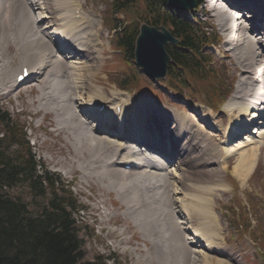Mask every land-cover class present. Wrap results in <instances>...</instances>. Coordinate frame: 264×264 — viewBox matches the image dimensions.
<instances>
[{
	"label": "bare ground",
	"instance_id": "1",
	"mask_svg": "<svg viewBox=\"0 0 264 264\" xmlns=\"http://www.w3.org/2000/svg\"><path fill=\"white\" fill-rule=\"evenodd\" d=\"M204 1L212 6L209 5L220 33L224 35L223 42L225 40V44L233 45L226 50L227 57L235 62L236 68H240L236 89L225 106L228 124L222 130V122L213 120L218 125L214 133L211 118H202L207 121L203 125H199L197 119L188 122L187 115H178L179 112L160 118L157 116L160 109H157L152 100L141 97L133 108L130 103L117 98V92L108 101L109 98L105 100L107 93H100L104 90L94 88L93 92L90 91V79L101 63L103 45L100 40V50L95 47L97 42L93 39L101 38V32L95 27L97 34H89V25H84L83 21V16L87 13L78 0H43V5L39 0H0V95L8 96L19 89L12 86L17 75H14L13 80L10 79V62L19 60L16 72L21 63H26L31 75L30 84H33L31 89L36 88L38 91L37 99L30 101L37 105L36 113L51 110L56 115V130L66 133L69 139L67 143L75 152L72 163L78 166V158H81L86 178L83 177L87 181H99L105 191L114 188L116 194L122 197L125 210L133 216L134 224L151 244V250L146 255L150 264H196L198 261L200 264H226L228 261H235L230 258L225 262L215 258L214 254L211 256L193 249L194 246L202 247L205 251L222 256L228 253L218 244L219 238H223L220 241L223 246L226 245L222 233L219 235L216 229L219 225L221 232L218 216H215L213 204L207 199L212 195L211 185H194L190 181L183 188L196 192L180 188L179 193L184 200L181 206H177L179 199L174 193L177 194L178 186L171 181L175 173L166 171L165 178L160 173L165 172L170 164L176 170L190 166L184 161L189 153L180 159L178 152L187 151L196 145L208 154L220 153L218 157L221 156L222 161L227 160L229 155H236L233 171L239 178H243L254 166L260 147L264 145L254 137L244 136L247 133L243 130L246 129L241 128L243 126L239 122L241 120L249 128L252 122L255 124L258 120L264 126V3L261 4L262 0L258 5L255 4L258 0H227L226 4H218V0ZM240 8L253 13L246 15L248 17L255 15L252 23L246 24L240 18L239 12H236ZM78 9L80 17L75 19ZM54 25L55 31L50 32ZM59 36H65V41H59ZM52 40L53 45L50 43ZM89 52L96 56L89 55ZM230 52L235 61L230 58ZM81 56L83 61H71ZM35 60L36 63H33ZM82 90H86V93ZM20 95L22 91L19 90L18 96ZM234 99L236 101H232ZM101 104L113 108L110 119L99 113L98 107ZM116 104H120L119 114L114 108ZM198 108L195 111L206 112L201 110L204 107ZM134 110H141V115H135ZM234 113H237L239 120L237 116L233 119ZM205 127L212 128V131H207ZM239 128L244 133V140L237 143L239 139L234 141L232 137L234 132L240 131ZM250 128L253 130L246 131L252 134L259 131L256 126ZM75 132L81 135H75ZM175 133L185 136L179 146L172 141ZM258 133L264 138V130ZM213 136L220 137L218 145L221 147L217 151ZM186 140H189L188 145ZM131 141L135 143L134 146L130 144ZM221 142H225L224 145ZM119 147L122 149L118 150ZM110 150L113 151L112 155ZM157 155L162 158L156 159L154 156ZM212 158L211 155L202 157L201 160L192 159L191 165L201 163L202 166H199L209 176ZM135 161L140 164L139 168L125 170L117 165L119 162L129 164ZM96 162L99 163L93 168ZM157 176L164 178L160 179L163 182L153 185L151 180L156 181ZM179 177L180 183H184V174ZM199 183L204 182L201 179ZM221 192H226V189ZM186 222L191 227H183ZM187 228L191 229L188 231L190 237L185 236ZM213 231L214 237L211 235Z\"/></svg>",
	"mask_w": 264,
	"mask_h": 264
},
{
	"label": "rangeland",
	"instance_id": "2",
	"mask_svg": "<svg viewBox=\"0 0 264 264\" xmlns=\"http://www.w3.org/2000/svg\"><path fill=\"white\" fill-rule=\"evenodd\" d=\"M78 1L81 2L85 13H87V15L84 14L83 21L84 25H89V34H91L92 32H96L94 29L95 27H97L99 32H101V38L98 39L97 37H94L93 39V41L97 42L95 47L97 48V50H100L101 43L103 45V50H101L100 54L102 56L101 63L98 66L93 77H91V79L90 77H88L92 85L90 91L93 92L94 88H98L99 91L104 90L100 93H107V97L105 100H108L109 98L108 101H110V99H112L117 92L114 89V82L116 84L118 83V81H122V79H124L125 72H123V68L127 66L124 64L123 54L113 46L115 42L116 30H114L112 24L117 23V20L115 19L116 12L112 9V0ZM203 1L201 6L192 13L195 16H199V18L202 19L201 21L205 25H209L208 32L211 33V39L214 46L210 45L208 47H203V49H206V51L212 54V56L214 57V61L216 62L215 64L220 66V68H218L215 65L220 70L221 79L224 80V84L227 87L230 88L233 85L231 93H234V89H236V83L240 74V68L235 67V62L231 61L227 57L228 54H223L224 51L226 52L228 46L231 45L225 44V40L223 42L224 35L220 33L221 30H219L220 28L218 27L215 17L213 16V10L210 8L211 4L209 3V6L208 4H206V1L205 3ZM240 1L245 2L247 0ZM39 2L41 3V5H43V0H39ZM217 3L226 4L228 2L227 0H218ZM72 4H74V2ZM204 11L206 12V14H203ZM38 12H40V10ZM139 12H141L140 9ZM121 16L124 17L123 15H120V17ZM124 20H126L127 25L134 27V22H138L140 18H136L131 22L127 19ZM118 25L121 24L118 23ZM54 27L55 25L50 32L55 31ZM95 34H97V32ZM216 36H220L221 38L218 40ZM44 38L46 39V37ZM50 43H52L53 45V40L50 41ZM59 47L61 46L59 45ZM92 54L89 52V55L96 56ZM230 58L234 60L231 57V52ZM77 60L83 61L84 58L81 56L74 58V60L71 59V61ZM17 61L19 60L15 59L10 62V68L12 71V76H10L11 80L13 79V74H16L15 68L18 67ZM33 63H36V60ZM77 63L79 65L82 64L79 62ZM128 63L132 66V63H130L129 61ZM35 67L37 66L35 65ZM137 69L138 68L133 64V68H130L131 71L133 70L131 74H137L139 78H141V80L146 84L150 83L151 86H153L152 88H154L158 93L162 94V96L155 92L151 87H148V85H143V89H141L142 86L140 88L137 87L135 91L130 90L129 93L125 92V90L127 89H122V91L126 93V95L123 94L125 96H123V98L122 96H120V93L117 92L119 95L117 96V98L125 101L126 103H130L133 108L137 106L136 101L141 97L147 100H152L154 98L153 101L155 102L157 109H160L158 113L156 112L157 116L160 118L170 117L171 115L177 114V112H179L178 115H187L186 118L188 119V122H192L194 121V119H197V123H199V125H203V123L207 122L202 118H208L209 120L211 118V121L216 119L219 120L218 122H222V124L226 123L227 113L225 110V106L228 104L230 97L232 96L231 94L228 96L224 104L221 105L218 111L207 110V108L205 107L207 104L206 93H203L202 95L204 96L201 97L196 95V93L195 95L191 94L189 89L185 88L183 90V94L187 96V99L183 98L184 100H180L179 98H175L171 93L166 92L165 89L168 88L164 86L163 80H151L147 78L141 71H139V69ZM32 85H29L30 89L33 87ZM29 88H26L25 91H22V95H20V97L18 96V91L16 90L14 92H11L8 96L0 95V107L5 108L9 111V114L12 116L14 122H17L18 124H26V134L28 136V139L30 140L32 151L34 152L36 160L40 161V166L38 168L39 171L42 172V170L45 168L50 171V173L52 172L54 174H57V176H59L62 180L64 188H66V186H69L74 196L78 199V202L84 206L83 209H81L77 214L74 215L75 218L81 222L80 224L85 226V229L83 228V245L81 248V252L84 254V259L91 260L97 255H106L108 253H113L115 255L116 264H150L148 263L146 255L148 251L151 250V244L144 236H142L139 227L134 224L133 216L128 214L125 210V206L122 203V197H119L118 194H116L117 191H115L114 188L113 190L111 189L110 191H105L101 187V182L95 181L93 179H89L87 181L85 179L86 176L83 174V171L85 169L81 165V158H78V166L72 163L75 152L67 143L69 139L67 138L65 132H59L58 130H56V115L51 112V110L46 111L47 113H44L42 111L36 113L37 105L35 103H31L30 101L32 99H37L38 91H36V88H33L31 89L32 91L29 92ZM116 90L118 89L116 88ZM82 91L86 93V90ZM84 96H86V94H84ZM189 98L191 100H189ZM232 101L236 100L234 99ZM237 102H239V100ZM198 107H204V109L202 108L201 110L206 112L203 113L201 111H195V109L199 110ZM140 111L141 110H138L136 112L134 110V114L140 116ZM196 113L199 117L196 116ZM235 117L238 118L237 120H239V116L237 115V113L233 114V119ZM39 121L41 122V126L37 125ZM239 122L243 126L241 128H244L246 130L252 131L253 129L250 128L252 126H256V129H259L258 132L264 130V126H261V124H259L260 121L258 120H256L255 124L254 122H252L249 128L246 126V124L242 123L241 120H239ZM204 129H206L207 131H212L210 127H205ZM258 132L256 134H252V132L246 131L245 133L247 134H244V136L248 135L250 137H254L256 140H260L259 142H263L264 144V138H262V135H259ZM75 135L81 134L75 132ZM107 136L110 137L109 135ZM244 136H242V139L240 138L241 140L239 139L237 143L243 141ZM184 138L185 136L175 133L172 136V141L176 146H179L183 143ZM213 138V142L217 145V151L221 147L220 145H218L220 144V140L214 136ZM189 140L185 141L186 145H188L187 143L189 142ZM234 141H237V139ZM232 142L233 141H231V143ZM130 144L134 146L135 143L131 141ZM232 144H234V142ZM232 144H230L229 146H232ZM260 148V153L254 161L255 167H252V169L246 174V176H244L245 178H239L233 171L234 164L237 161L236 155H229L226 158L227 160L222 161L221 166V163L217 161V159L219 158L218 155L220 153L213 152L211 154H208L206 151H202L201 148L196 145H194L187 151L178 152L180 159H182V157L189 153V156L186 157L184 161L187 165L190 166H183L181 167L183 169L177 168L176 170L174 168V165L170 164L169 167H166L165 172L160 173L164 178L166 175V171L169 173L173 171L175 173V177L172 176L171 181L174 182V185L178 186V189L176 190L177 194H180V188L186 190V188L183 187L186 184L191 183L190 181H192L194 185H211L212 187L213 196L211 195V198L214 202L210 203L213 204L212 207L214 208L215 216H218V218L220 219L219 224L221 227V232L219 230L220 228L218 227L219 225L216 227V229L218 230L219 235H221L222 233L223 237L225 238L226 245L223 246L222 241H220L223 238H219L220 240H217L219 243H217L221 248L224 247L223 249L228 253H225V256H222L216 253L205 251L202 247L194 246L193 249L198 250L197 252H204L207 255L211 256H213L214 254L215 258L218 257L217 259H222L225 262H227L230 258L235 259V261L231 260L226 264L261 263L264 251L262 249V246L254 241L253 237V234H258L259 236L262 230L264 231V145H261ZM110 152L111 154H109L112 155L113 151L110 150ZM159 154L161 155V153ZM211 155L213 157L211 160L213 164H211L210 166L211 175L207 176L203 172L204 169L200 167L202 166L201 163H198L194 166L191 165L192 159L201 160L202 157H208ZM84 156L82 158H84ZM154 157H157L156 159H158L159 157L162 158V156L158 155ZM98 163L99 162H96L93 166H91L95 168ZM219 167L224 169L220 170ZM214 172H216V174ZM150 173L152 174V172ZM183 174L185 176V182L180 183L179 176ZM229 175H231L232 178L229 177ZM164 178L157 176L156 181L151 180L152 184L156 185V182H158L159 185L160 182H163L160 181V179ZM201 179L204 183H199ZM174 188L175 187H173V189ZM225 189L226 192H221ZM186 191L196 192L190 191L189 189H187ZM9 193L11 196L27 203L30 210H35V208L45 203L49 196L47 194L44 198L34 197L30 193L27 184L24 182L20 183L17 187L10 190ZM174 196L182 197V195L179 196L175 193ZM124 212H126L127 214ZM247 223L249 224V227H247L248 229H245ZM184 226L191 227V224L186 222ZM259 227H262V230L256 231L254 233V231ZM157 228L159 229V226H157ZM190 230V228H187V230L185 229V235H189L188 231ZM214 231L211 233L212 237H214ZM239 236H241V238ZM192 241L194 242V240ZM196 245H200V243H196ZM224 257L226 259H224ZM198 259L200 258L198 257ZM196 264H200V262L198 261L196 262Z\"/></svg>",
	"mask_w": 264,
	"mask_h": 264
},
{
	"label": "trees",
	"instance_id": "3",
	"mask_svg": "<svg viewBox=\"0 0 264 264\" xmlns=\"http://www.w3.org/2000/svg\"><path fill=\"white\" fill-rule=\"evenodd\" d=\"M113 10L124 13L126 19L140 16L155 26L164 25L179 39L170 50L172 62L167 76L173 92L182 93L184 88L203 91L213 107L217 105L215 98L226 96L220 71L202 51L206 36L183 12L169 8L165 0H114ZM136 34V26L123 25L117 35V45L129 58ZM22 182L34 197L48 194L45 203L30 210L27 203L11 196L9 191ZM56 182L60 183L58 176L46 169L38 173L24 126L0 109V264H104L101 256L83 260L81 229L73 218L78 208L76 199L69 189L59 190ZM261 241L264 246V234Z\"/></svg>",
	"mask_w": 264,
	"mask_h": 264
},
{
	"label": "water",
	"instance_id": "4",
	"mask_svg": "<svg viewBox=\"0 0 264 264\" xmlns=\"http://www.w3.org/2000/svg\"><path fill=\"white\" fill-rule=\"evenodd\" d=\"M167 3L176 8H193L196 0H167ZM176 43L177 40L163 27L160 29L142 23L135 39L134 58L138 66L154 78L164 77L170 57L164 46L166 43Z\"/></svg>",
	"mask_w": 264,
	"mask_h": 264
}]
</instances>
